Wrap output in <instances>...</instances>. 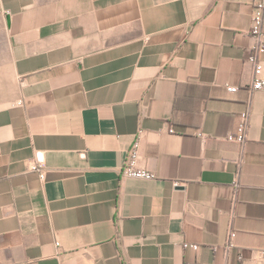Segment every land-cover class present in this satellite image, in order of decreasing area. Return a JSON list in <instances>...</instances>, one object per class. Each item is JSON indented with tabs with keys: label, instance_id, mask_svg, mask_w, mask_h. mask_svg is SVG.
<instances>
[{
	"label": "crops",
	"instance_id": "0c3cea01",
	"mask_svg": "<svg viewBox=\"0 0 264 264\" xmlns=\"http://www.w3.org/2000/svg\"><path fill=\"white\" fill-rule=\"evenodd\" d=\"M258 1L0 0V264H264Z\"/></svg>",
	"mask_w": 264,
	"mask_h": 264
},
{
	"label": "built area",
	"instance_id": "2783aa9c",
	"mask_svg": "<svg viewBox=\"0 0 264 264\" xmlns=\"http://www.w3.org/2000/svg\"><path fill=\"white\" fill-rule=\"evenodd\" d=\"M263 22H264V0L258 1L252 8L251 11V27L250 34L255 39V45L247 54V61L253 66V81L251 87L253 89H261L264 87V60L259 58V55H264V32H263ZM226 89L229 92H235L237 86L227 85ZM249 108H247L241 114V121L237 128V134H228L229 140H237L243 143L246 137V131L249 124ZM138 146L139 139L137 138L129 150L125 160L121 166V174L127 177L133 178H143L152 179L154 174L150 171L138 168L136 166V160L138 157ZM33 171H36L41 179L44 178V170L40 164L32 163L30 166ZM235 232H231L230 236H234ZM183 247H191L193 250H197L199 245L197 243L184 242ZM241 258V256H239Z\"/></svg>",
	"mask_w": 264,
	"mask_h": 264
}]
</instances>
